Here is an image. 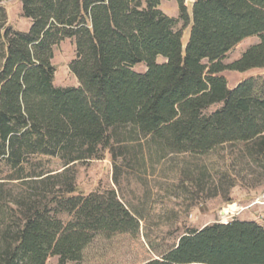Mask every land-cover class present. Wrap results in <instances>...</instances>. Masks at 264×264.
<instances>
[{
  "label": "trees",
  "instance_id": "16d2710c",
  "mask_svg": "<svg viewBox=\"0 0 264 264\" xmlns=\"http://www.w3.org/2000/svg\"><path fill=\"white\" fill-rule=\"evenodd\" d=\"M1 1L0 164L25 189L0 192V264L52 256L81 264L97 236L138 234L140 217L115 188L77 192L75 165L105 152L116 185L124 167L146 173L170 154L207 156L226 145L248 175L264 174V78L229 87L221 75L264 67V0H194L190 11L176 0L177 17L162 0H20L25 31L8 25ZM252 36L257 43L223 62ZM66 38L78 85L59 87L53 49ZM140 64L144 71L134 69ZM230 173L216 179L227 190L240 176ZM205 174L188 179L199 186ZM142 264H264V224L232 218L187 228Z\"/></svg>",
  "mask_w": 264,
  "mask_h": 264
},
{
  "label": "rangeland",
  "instance_id": "374dc122",
  "mask_svg": "<svg viewBox=\"0 0 264 264\" xmlns=\"http://www.w3.org/2000/svg\"><path fill=\"white\" fill-rule=\"evenodd\" d=\"M193 0H185L191 10ZM7 13V23L14 29L27 30L30 20L22 16L20 0H2ZM160 9L172 17L178 16L176 0H162ZM180 25V24H179ZM189 36V27L183 29V44ZM256 36L239 42L223 60L228 64L243 53L250 45L257 43ZM75 56L73 39L66 38L53 49L52 63L56 68L54 84L59 87L77 86L78 81L69 69V62ZM158 61H163L158 57ZM144 71L143 64L134 67ZM229 87L249 77L264 78L263 68L246 71L225 69L221 72ZM218 105H213L209 111ZM233 147L226 145L207 156L170 154L149 167L146 173L122 168L119 184L113 182V167L110 155L75 165L77 192L115 188L123 202L140 217V228L136 236L128 233L116 234L110 238L97 236L85 249L81 264H142L158 257L171 248L187 228H199L214 221L226 222L232 218L256 220L264 224V174L260 171L248 175L232 160ZM44 163L47 158L41 157ZM48 165L60 168L57 159H49ZM205 170V178L198 186L188 178ZM228 170L240 172L238 180L227 190L229 183L219 184V173ZM9 168L0 164V192L16 196L25 189L19 180L8 179ZM234 173V174H233ZM247 176V177H244ZM222 211L225 215H222ZM57 256L48 258L46 264H56Z\"/></svg>",
  "mask_w": 264,
  "mask_h": 264
},
{
  "label": "water",
  "instance_id": "95a60500",
  "mask_svg": "<svg viewBox=\"0 0 264 264\" xmlns=\"http://www.w3.org/2000/svg\"><path fill=\"white\" fill-rule=\"evenodd\" d=\"M193 2H194V0H193ZM189 29H190V27H189ZM187 43V42H186ZM185 46H186V44L183 46L184 48H185ZM222 215H225V212L224 211H222V213H221Z\"/></svg>",
  "mask_w": 264,
  "mask_h": 264
}]
</instances>
